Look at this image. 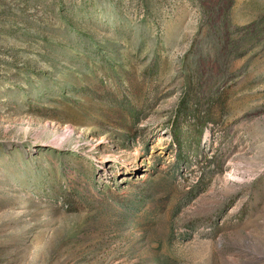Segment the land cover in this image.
<instances>
[{
  "label": "rangeland",
  "instance_id": "1",
  "mask_svg": "<svg viewBox=\"0 0 264 264\" xmlns=\"http://www.w3.org/2000/svg\"><path fill=\"white\" fill-rule=\"evenodd\" d=\"M0 264H264V0H0Z\"/></svg>",
  "mask_w": 264,
  "mask_h": 264
},
{
  "label": "trees",
  "instance_id": "2",
  "mask_svg": "<svg viewBox=\"0 0 264 264\" xmlns=\"http://www.w3.org/2000/svg\"><path fill=\"white\" fill-rule=\"evenodd\" d=\"M173 135H175V131H173ZM175 142H176L177 144H179V143H178V140H176V139H175Z\"/></svg>",
  "mask_w": 264,
  "mask_h": 264
}]
</instances>
